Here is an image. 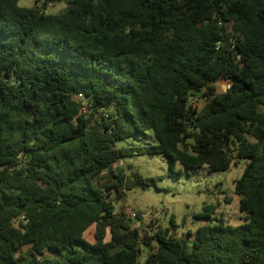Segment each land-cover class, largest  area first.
Here are the masks:
<instances>
[{"label": "trees", "instance_id": "16d2710c", "mask_svg": "<svg viewBox=\"0 0 264 264\" xmlns=\"http://www.w3.org/2000/svg\"><path fill=\"white\" fill-rule=\"evenodd\" d=\"M20 1L0 0V264H139L143 247L145 264H264V0ZM146 155L248 160L243 224L206 205L195 233L142 236L114 196L148 187L116 166Z\"/></svg>", "mask_w": 264, "mask_h": 264}, {"label": "rangeland", "instance_id": "374dc122", "mask_svg": "<svg viewBox=\"0 0 264 264\" xmlns=\"http://www.w3.org/2000/svg\"><path fill=\"white\" fill-rule=\"evenodd\" d=\"M43 3L45 4L44 0H22L19 5L34 7ZM44 8L50 14H59L67 8V3L45 5ZM228 88L226 81H220L217 85L218 93L226 92ZM193 100L199 109L205 105L202 94H198ZM84 110L88 112L87 109ZM260 110L264 113V107ZM155 143L154 134L148 131L119 142L118 148ZM247 163L248 160H240L237 165L233 162L228 171L214 172L208 167L186 169L178 163L171 164L163 156L125 157L116 166H121L129 177L134 174L142 176L148 181V187L137 186L126 191L121 198L115 193L116 210L119 212L125 209L142 236L152 223L155 224L154 230L157 227L170 229L178 237L186 236L189 231L195 233L206 223L199 217L206 205L217 206L215 216L222 217L229 225L239 226L243 224V219L240 198L235 194V182L242 177ZM172 220L176 228L173 227ZM94 231L95 227L92 226L85 233V238L91 243L95 241ZM148 252V248L143 247L139 264L146 263Z\"/></svg>", "mask_w": 264, "mask_h": 264}, {"label": "built area", "instance_id": "2783aa9c", "mask_svg": "<svg viewBox=\"0 0 264 264\" xmlns=\"http://www.w3.org/2000/svg\"><path fill=\"white\" fill-rule=\"evenodd\" d=\"M81 98H82V95H79V96H78V99H81Z\"/></svg>", "mask_w": 264, "mask_h": 264}]
</instances>
